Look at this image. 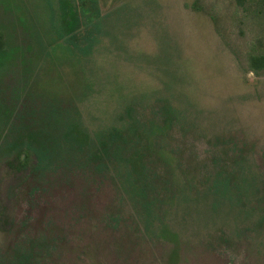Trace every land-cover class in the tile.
Masks as SVG:
<instances>
[{"label": "rangeland", "instance_id": "obj_1", "mask_svg": "<svg viewBox=\"0 0 264 264\" xmlns=\"http://www.w3.org/2000/svg\"><path fill=\"white\" fill-rule=\"evenodd\" d=\"M71 1L91 31L84 52L51 41L48 0H4L0 28L23 48L22 27L40 28L52 70L41 62L30 77L60 83L91 131L171 113L150 143L171 185L148 211L112 177L82 172L45 178L32 197L12 191L0 154V252L32 239L38 264H264V69L249 60L264 54V0ZM218 170L234 189L214 206Z\"/></svg>", "mask_w": 264, "mask_h": 264}, {"label": "trees", "instance_id": "obj_2", "mask_svg": "<svg viewBox=\"0 0 264 264\" xmlns=\"http://www.w3.org/2000/svg\"><path fill=\"white\" fill-rule=\"evenodd\" d=\"M48 1L51 27H47V32L55 34L51 41L62 40L64 49L71 53L88 49L91 31L78 30L84 22L83 10L79 11L71 0H59L57 13L53 0ZM3 2L0 0V6ZM22 29H28L26 35L33 40L24 48L12 44L11 30L0 28V122L3 125L0 154L2 163L13 169L16 176L12 191L20 187L34 197L45 178L61 172L90 173L94 177L117 180L120 188L148 211L154 201L166 196L167 187L171 185L168 175L158 173L154 167L150 143L156 140L155 134H164L166 125L172 122V114L161 109L150 120L133 115L125 123L91 131L74 97L62 92L60 83L52 85L30 77V70L41 62L40 70L48 74L53 59L49 43L41 41L43 35L39 27ZM18 53L22 54L19 64ZM249 60L252 71L264 69V54L251 55ZM9 74L16 81L11 85L3 82ZM222 175L223 170H218L209 178L208 190L217 196L214 206L225 198L226 188L234 189L233 175ZM162 177L164 192L156 185ZM162 231L172 234L167 228ZM39 246L32 239L25 245H13L10 251L0 252V264H38Z\"/></svg>", "mask_w": 264, "mask_h": 264}]
</instances>
